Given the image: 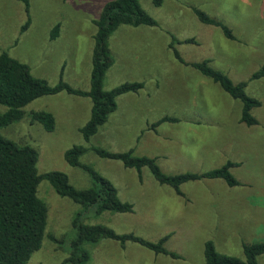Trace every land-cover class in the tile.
<instances>
[{"label": "rangeland", "instance_id": "rangeland-1", "mask_svg": "<svg viewBox=\"0 0 264 264\" xmlns=\"http://www.w3.org/2000/svg\"><path fill=\"white\" fill-rule=\"evenodd\" d=\"M111 0H30L32 24L19 0H0L1 50L31 67L36 78L55 86L63 71L64 80L76 89L89 91L95 21ZM140 0L143 9L157 22L156 27H120L111 37L114 65L107 72L104 88L111 90L127 82H144L137 94L117 99V110L87 143L80 129L89 121V98L63 92L39 98L24 108L25 117L0 134L39 154V174L65 173L73 186L84 190L93 180L83 169L65 160L74 146L102 147L136 156L157 158L168 175L205 173L227 162L239 186L223 180L189 182L181 187L185 197L169 186L160 185L148 168L142 178L135 169L119 161L103 159L89 151L80 161L93 167L116 187L120 199L133 204L128 214L105 213L91 216L87 223L106 225L118 234H134L150 242L168 237L166 248L181 259L156 255L133 242L102 240L87 244L89 264H206L205 245L212 241L224 255L245 260L244 244L264 242V78L251 80L264 65V0ZM194 8L206 12L233 30L236 40L227 39L221 29L201 23ZM5 16H11L5 20ZM60 25L56 39L53 28ZM188 63L209 60L234 83L247 82L249 96L262 102L252 114L259 124L241 123L243 104L218 84L190 66L180 63L170 44ZM195 43H186L187 40ZM1 54V51H0ZM7 108L0 106V113ZM48 111L56 128L47 132L32 121V112ZM156 131L150 126L162 118ZM38 197L48 206V225L41 250L29 264H63L76 234L73 220L80 205L61 197L47 180L38 187ZM50 236L65 238L61 245ZM264 264V255L258 260Z\"/></svg>", "mask_w": 264, "mask_h": 264}, {"label": "trees", "instance_id": "trees-1", "mask_svg": "<svg viewBox=\"0 0 264 264\" xmlns=\"http://www.w3.org/2000/svg\"><path fill=\"white\" fill-rule=\"evenodd\" d=\"M24 5L27 21L21 28L25 33L32 24L30 0H19ZM156 6L163 0H154ZM198 20L209 26L221 29L229 40H236L231 28L206 12L194 8ZM96 34L92 55V71L89 91L72 87L60 75L57 85H50L45 79L34 77L31 67L13 58L0 47V106L7 108L0 113V130L25 117L24 108L35 100L66 92L70 95L86 97L92 102L89 121L80 129L84 140L89 143L103 127L109 116L117 110V99L125 94H137L145 88L144 82H127L111 90H105L104 82L107 72L115 61L110 51L112 35L122 26L156 27L158 22L142 7L140 0H111L94 22ZM60 33V25L53 28L51 38L54 40ZM186 43H195L187 40ZM180 42L173 38L170 49L175 58L182 64L190 66L202 76L218 84L233 99L243 104L241 123L249 127L258 125L253 110L260 108L262 102L249 96L246 92L247 82L234 83L224 72L214 69L209 60L198 63L186 62L175 47ZM264 78V65L252 75L251 80ZM32 121L43 126L45 131L53 132L56 128V118L48 111L32 112ZM179 122L178 119L165 117L150 126L156 129L164 123ZM89 151L103 159L121 162L124 167L135 169L142 178V170L148 168L155 180L163 186H169L175 192L185 197L181 187L189 182L201 180H223L229 187H236L240 182L233 176L231 169L236 166L227 162L219 169L199 173L166 174L158 164L157 158L136 156L134 150L116 153L102 147L87 148L74 146L65 153V160L73 167L85 170L93 180V187L80 190L73 186L69 177L63 172L39 174L37 163L38 151L28 145H20L0 134V264H29L32 256L41 250L48 225V206L38 197V187L43 180L49 181L55 191L65 198L80 205V210L73 220L75 238L71 241L67 258L63 264H89L91 253L87 244H97L102 240L119 242L123 247L129 242L137 243L156 255H164L173 259L182 257L166 248L168 237L158 242L144 240L134 234H118L106 225L87 223L91 216L99 217L105 213L128 214L134 212L131 203L120 199L116 187L104 178L93 167L83 164L80 159ZM52 242L63 244L65 238L57 239L50 236ZM245 260L219 253L212 241L205 245L206 264H258L264 255V242L244 244Z\"/></svg>", "mask_w": 264, "mask_h": 264}, {"label": "crops", "instance_id": "crops-1", "mask_svg": "<svg viewBox=\"0 0 264 264\" xmlns=\"http://www.w3.org/2000/svg\"><path fill=\"white\" fill-rule=\"evenodd\" d=\"M10 17H11V16H5V20H8ZM10 22H11V21H10ZM10 22H7V23L5 24V27H0V28H1V29L6 28L7 26L13 24L14 21H12L11 24H10ZM2 33H4L3 30H0V35H1ZM20 34L23 35L24 33L22 34V33H21V30H20ZM2 41H3V40H2V38H1V36H0V46L2 45Z\"/></svg>", "mask_w": 264, "mask_h": 264}]
</instances>
